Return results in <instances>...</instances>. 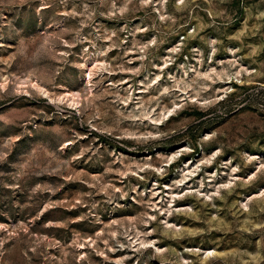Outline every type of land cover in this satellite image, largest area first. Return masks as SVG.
<instances>
[{"label": "rangeland", "instance_id": "rangeland-1", "mask_svg": "<svg viewBox=\"0 0 264 264\" xmlns=\"http://www.w3.org/2000/svg\"><path fill=\"white\" fill-rule=\"evenodd\" d=\"M0 264H264V0H0Z\"/></svg>", "mask_w": 264, "mask_h": 264}, {"label": "bare ground", "instance_id": "bare-ground-1", "mask_svg": "<svg viewBox=\"0 0 264 264\" xmlns=\"http://www.w3.org/2000/svg\"><path fill=\"white\" fill-rule=\"evenodd\" d=\"M95 65H96V63H95ZM101 65V64H100ZM95 68V67H94ZM91 69V68H90ZM98 69V68H97ZM91 71H92V69H91ZM89 72H87V73H85V81H88V78H89ZM92 74V73H91ZM91 79V78H90ZM3 86V85H2ZM32 86H34L36 89H38V90H40L41 91V93L43 92V89L41 88V86L40 85H38V84H33ZM73 97V94L70 96V99H73L74 100V98H72ZM71 101V100H70ZM170 112V110H168V111H166L165 113H169ZM165 113H163V114H160L161 115V117L165 114ZM170 114V113H169ZM164 117V116H163ZM160 118V117H159ZM159 121V120H158ZM155 122V121H154ZM157 122V121H156Z\"/></svg>", "mask_w": 264, "mask_h": 264}]
</instances>
